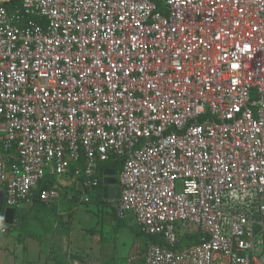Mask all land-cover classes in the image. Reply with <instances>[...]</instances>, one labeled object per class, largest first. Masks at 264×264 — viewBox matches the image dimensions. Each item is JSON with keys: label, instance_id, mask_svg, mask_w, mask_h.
<instances>
[{"label": "built area", "instance_id": "1", "mask_svg": "<svg viewBox=\"0 0 264 264\" xmlns=\"http://www.w3.org/2000/svg\"><path fill=\"white\" fill-rule=\"evenodd\" d=\"M160 2L0 4L3 204L116 160L110 206L162 239L140 264H264V0Z\"/></svg>", "mask_w": 264, "mask_h": 264}, {"label": "rangeland", "instance_id": "2", "mask_svg": "<svg viewBox=\"0 0 264 264\" xmlns=\"http://www.w3.org/2000/svg\"><path fill=\"white\" fill-rule=\"evenodd\" d=\"M112 162L105 161L102 166L120 168ZM101 176L103 178V172ZM58 178L45 175L39 186L48 179L59 183ZM96 189L68 188L66 193L64 187L51 204L21 203L15 221L5 224L10 248L14 249L17 237L30 236L42 240L44 253L53 260L51 264H139L142 253L152 242L132 217L127 216L125 222L119 221L110 204L105 206L95 202ZM130 228L139 234H133ZM194 236L196 234L185 237L178 246L191 244ZM15 254L20 255L19 248ZM26 255L30 256L32 252L24 251ZM131 256L136 259L130 261Z\"/></svg>", "mask_w": 264, "mask_h": 264}, {"label": "crops", "instance_id": "3", "mask_svg": "<svg viewBox=\"0 0 264 264\" xmlns=\"http://www.w3.org/2000/svg\"><path fill=\"white\" fill-rule=\"evenodd\" d=\"M58 179L60 180V182H64V179L62 177H59ZM70 186L75 187L74 185ZM110 191L112 192V197L118 196L115 186H111ZM17 208L19 207H14L13 222L18 215ZM5 233H3V235H0V264H51V262L53 261L51 260V257L48 253H44L46 249L43 248V243L41 242L42 240L30 236H26L25 238L17 237L18 242L14 244L13 249L10 248V243ZM18 248L20 253L19 256L15 254V251L18 250ZM28 250L32 252V255L24 256V251L26 252Z\"/></svg>", "mask_w": 264, "mask_h": 264}, {"label": "trees", "instance_id": "4", "mask_svg": "<svg viewBox=\"0 0 264 264\" xmlns=\"http://www.w3.org/2000/svg\"><path fill=\"white\" fill-rule=\"evenodd\" d=\"M159 5L161 4V2H160V0L158 1V0H155ZM0 4H4L9 10H11V9H13L14 7H16V6H18L19 4H20V0H6V1H3V0H0ZM108 161H110L111 162V160H108ZM112 161H114L115 163H117V164H119L120 165V162L119 161H116V160H112ZM114 162H112V163H114ZM105 167L104 166H102V164H100L99 165V170H100V183H99V186L97 187V192H96V194L94 195V201L95 202H98V203H100V204H103V205H105V206H109V202H108V199L110 198V197H112V192L110 191V189H109V192H108V196L107 197H104V193H103V183H102V176H101V174H102V172H103V169H104ZM43 186H45V184H41L40 185V187H43ZM68 188H72V189H74L75 187H73V186H66L65 187V190H66V193L68 192ZM35 202H39V203H41V204H43V205H45L44 203H42V202H40L38 199H33V202L32 203H35ZM15 211H16V208H15ZM114 211V210H113ZM114 214H115V211H114ZM115 217L119 220V221H126L125 219H120V218H118L117 216H116V214H115ZM130 230H131V232L133 233V234H139V231H137V230H135V229H133V228H130ZM144 235L146 236V237H148V240L150 241V242H152V243H162V239H161V237L160 236H158V235H150V234H146V233H144ZM196 240V236H194V241ZM139 264H140V261L138 262ZM56 264V263H55Z\"/></svg>", "mask_w": 264, "mask_h": 264}, {"label": "water", "instance_id": "5", "mask_svg": "<svg viewBox=\"0 0 264 264\" xmlns=\"http://www.w3.org/2000/svg\"><path fill=\"white\" fill-rule=\"evenodd\" d=\"M117 167H105L103 169V193L104 197L108 196V192L111 186H115L117 195L119 188L117 184ZM14 220V208L3 206V191L0 190V225L1 224H12Z\"/></svg>", "mask_w": 264, "mask_h": 264}]
</instances>
